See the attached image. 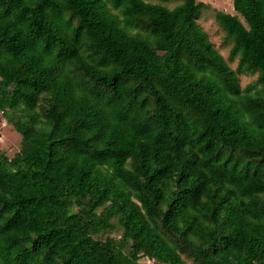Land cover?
<instances>
[{"label": "trees", "instance_id": "trees-1", "mask_svg": "<svg viewBox=\"0 0 264 264\" xmlns=\"http://www.w3.org/2000/svg\"><path fill=\"white\" fill-rule=\"evenodd\" d=\"M209 8L0 0V264H264V0Z\"/></svg>", "mask_w": 264, "mask_h": 264}, {"label": "rangeland", "instance_id": "rangeland-1", "mask_svg": "<svg viewBox=\"0 0 264 264\" xmlns=\"http://www.w3.org/2000/svg\"><path fill=\"white\" fill-rule=\"evenodd\" d=\"M210 5L208 10H205L199 22L203 28L208 32L210 39L214 42L215 46L221 51L225 58H228L230 46L224 41V32L215 19V10H221L228 13L234 12L233 0H199ZM230 65L235 68L236 61H230ZM255 76L248 74H240L241 85L245 86L248 82L252 81ZM0 131L2 134L0 141V150L4 151L8 156L13 157L21 146V135L13 127L12 124L7 122L2 112L0 111ZM119 233V232H117ZM111 235V233H109ZM106 237V235H103Z\"/></svg>", "mask_w": 264, "mask_h": 264}]
</instances>
